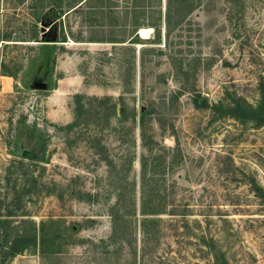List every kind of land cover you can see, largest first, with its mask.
Returning a JSON list of instances; mask_svg holds the SVG:
<instances>
[{"label": "rangeland", "instance_id": "obj_1", "mask_svg": "<svg viewBox=\"0 0 264 264\" xmlns=\"http://www.w3.org/2000/svg\"><path fill=\"white\" fill-rule=\"evenodd\" d=\"M0 74V264H264V0H0Z\"/></svg>", "mask_w": 264, "mask_h": 264}, {"label": "trees", "instance_id": "obj_2", "mask_svg": "<svg viewBox=\"0 0 264 264\" xmlns=\"http://www.w3.org/2000/svg\"><path fill=\"white\" fill-rule=\"evenodd\" d=\"M167 2L170 3V0H167ZM60 16H61L60 12H57L55 9L52 8L44 12L40 18H41V22L51 23L55 21L56 19H59ZM257 89L259 90L260 96L258 98L257 103L254 106L246 102L244 99L242 100L240 99V100H231L229 102H226V104L221 101V102H218L217 104H214L213 107L217 108L216 109L217 111H224V114L231 115V116H234L242 120L253 119L256 122V124L262 125L264 124V83L259 82L257 85ZM104 99H110V98L108 97L103 98V99H100L97 97L93 98L94 101H98V102H101ZM81 101H82V95H76L75 96L76 107L81 106V103H80ZM205 103H206L205 100L201 102V104H205ZM142 117L143 115L139 117V122H143L144 118L142 119ZM144 200L140 202V213L141 214L147 215V214L158 213L159 211L158 208L156 210L155 208H149L147 206V202L149 200L147 201L146 200L144 201ZM114 215H115L114 213L111 214V217L113 218V220H114ZM146 221H148L147 216H143L141 219L142 227H145ZM17 241L18 240L15 239L13 243L10 242V244L5 245L4 250L7 252L6 258L9 259L10 257H13L17 253H21L24 250L23 247L18 246L16 244Z\"/></svg>", "mask_w": 264, "mask_h": 264}, {"label": "water", "instance_id": "obj_3", "mask_svg": "<svg viewBox=\"0 0 264 264\" xmlns=\"http://www.w3.org/2000/svg\"><path fill=\"white\" fill-rule=\"evenodd\" d=\"M50 25V28H47L46 25ZM40 34H41V39L43 41H50V42H56L57 41V31H56V24L55 22L51 23H44L42 22V26L40 28ZM34 87L36 88H45L46 84L43 82H34L33 84ZM23 156H27L30 158H35L36 154L32 153L30 151L24 150L22 152Z\"/></svg>", "mask_w": 264, "mask_h": 264}, {"label": "crops", "instance_id": "obj_4", "mask_svg": "<svg viewBox=\"0 0 264 264\" xmlns=\"http://www.w3.org/2000/svg\"><path fill=\"white\" fill-rule=\"evenodd\" d=\"M9 76L0 74V86L1 88L9 89L11 86V80Z\"/></svg>", "mask_w": 264, "mask_h": 264}, {"label": "bare ground", "instance_id": "obj_5", "mask_svg": "<svg viewBox=\"0 0 264 264\" xmlns=\"http://www.w3.org/2000/svg\"><path fill=\"white\" fill-rule=\"evenodd\" d=\"M139 33H140L142 36L147 37L148 30H147V28H145V27H141V28L139 29Z\"/></svg>", "mask_w": 264, "mask_h": 264}]
</instances>
